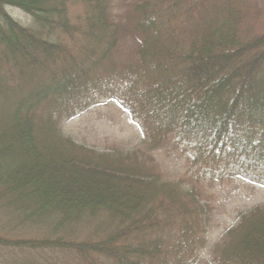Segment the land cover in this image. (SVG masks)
<instances>
[{
	"label": "trees",
	"instance_id": "1",
	"mask_svg": "<svg viewBox=\"0 0 264 264\" xmlns=\"http://www.w3.org/2000/svg\"><path fill=\"white\" fill-rule=\"evenodd\" d=\"M125 5L0 0V264H264V202L211 238L216 184L264 186V0ZM106 97L131 150L66 133Z\"/></svg>",
	"mask_w": 264,
	"mask_h": 264
},
{
	"label": "rangeland",
	"instance_id": "2",
	"mask_svg": "<svg viewBox=\"0 0 264 264\" xmlns=\"http://www.w3.org/2000/svg\"><path fill=\"white\" fill-rule=\"evenodd\" d=\"M126 1L128 0H112L115 10L122 12ZM8 11L20 23L30 25L31 18L22 10L9 7ZM80 14H87L84 5L71 9L72 16L77 17ZM262 20L264 22V16ZM71 22L75 23L76 19L73 17ZM131 50V46L124 45L119 53L123 59H127ZM64 126L66 133L76 142L102 152L109 151L114 146L131 150L142 138L137 121L111 97L103 98L96 107L74 116ZM215 194L218 208L212 227V241L216 240L217 234L223 229L236 222L241 209L264 202V186L254 185L243 177L223 187L216 184Z\"/></svg>",
	"mask_w": 264,
	"mask_h": 264
}]
</instances>
